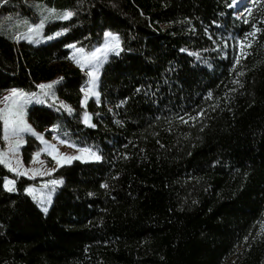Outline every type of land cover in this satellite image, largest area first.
I'll return each mask as SVG.
<instances>
[{
  "label": "trees",
  "instance_id": "16d2710c",
  "mask_svg": "<svg viewBox=\"0 0 264 264\" xmlns=\"http://www.w3.org/2000/svg\"><path fill=\"white\" fill-rule=\"evenodd\" d=\"M32 1L76 12L46 23L44 36L69 31L37 44L11 39L20 31L3 17L31 16ZM231 3H0V95L63 77L55 95L72 114L35 104L26 118L102 157L57 168L64 182L47 213L25 191L31 180L0 164V264H264V0L251 1V16ZM252 24L261 31L240 56ZM105 31L123 50L101 68L99 102L83 107L86 75L66 45L91 50ZM37 147L27 137L24 160Z\"/></svg>",
  "mask_w": 264,
  "mask_h": 264
},
{
  "label": "snow or ice",
  "instance_id": "6c2138e0",
  "mask_svg": "<svg viewBox=\"0 0 264 264\" xmlns=\"http://www.w3.org/2000/svg\"><path fill=\"white\" fill-rule=\"evenodd\" d=\"M7 0H0V3H6ZM255 3L256 0H253ZM239 0H232V3L228 5L229 8L237 6ZM39 8V20L36 23H32L31 21L25 19L22 21L24 24L26 31L18 33L11 37V39L16 42H20L22 40H26L30 43L38 42L35 38L39 37L41 31L45 28L46 23L52 20H60V21H69L73 16L76 15V12L70 9H65L63 11L57 10L55 8H48L46 6H37ZM246 12L249 16H251L252 9H246ZM249 21L247 19L244 20V23L247 24ZM253 31L247 33L245 35L244 40L238 41L240 45V56L245 55L244 48L248 37H253L257 35L261 29L257 28L255 24L251 25ZM69 31V29L65 28L60 32H56L54 36H48L47 39L51 40L55 37H59ZM211 39V37H209ZM121 37L118 33H113L111 31L104 32V41L99 46H94L91 50H88L84 47H79L78 44H68L67 48L73 49V54L68 57L73 60V62L81 69L82 72L88 77L85 81V85L80 88L81 93L84 94V99L81 100V105H85L89 96L97 97V101L99 102L100 93L96 90L98 86V82L100 79V69L103 65L108 61L109 54L114 53L115 55H119L123 50L121 46ZM250 47V43L247 44ZM181 51H184L183 49ZM236 64L240 63V57L238 56ZM235 66V65H234ZM239 75H243V73H239ZM63 77L58 78L57 80H53L49 83H41L36 85V88L39 90L37 92H26L24 89L20 88H12L8 91L6 95L0 97V139H2L7 144L6 150H0V164H3L5 167L9 169V171L16 173L17 175H27L29 171L33 173L32 178L35 176H51L53 172L57 169L53 168L47 172L40 171L39 169H26L24 172L19 170V166L22 165V161L16 157V153L19 152L22 145L25 143L24 136L25 134H31L35 136L45 147L41 150V152H37L33 155V162H36L38 157L46 152L47 155L51 156L53 160L56 161L58 167L63 166L64 164H70L73 160H85V161H100L102 157L91 148H80L79 151L84 154L80 156H67L59 153V150L56 145L48 143L44 140L43 134L36 133L32 126L27 122V113L29 105L35 104H45L49 100H51V104L49 107L55 106L59 103L60 108L66 110L69 115L72 114V108L65 104L63 101H59L58 97L55 95V88L57 85L61 84L63 81ZM238 83V81H236ZM139 91V89H137ZM211 95V94H210ZM123 104V101L121 102ZM59 110V109H58ZM199 115H203V112L199 113ZM192 119H196V117H192ZM182 122L187 123V121L183 120ZM82 122L89 127H95V124L91 122V114L87 111L83 113ZM117 123H120L117 121ZM52 131L57 130V126H53ZM54 139L59 140L60 144H68L69 147H75V144H69L67 140H62L59 136H55ZM16 160V165L13 166L12 160ZM41 163H43L41 161ZM63 179H51L45 182L42 185V190L39 191L37 195V190L29 187L26 188L25 191L33 197V199H38V203L41 206V209L44 213L48 212V207L45 205L51 204V194L56 191L57 187L63 184ZM15 181L7 180L5 181L4 187L8 191H15L14 187ZM12 185V186H10ZM102 187L107 188V184L102 185ZM47 190V191H44ZM92 195V193H89ZM247 239V237L245 238Z\"/></svg>",
  "mask_w": 264,
  "mask_h": 264
},
{
  "label": "rangeland",
  "instance_id": "374dc122",
  "mask_svg": "<svg viewBox=\"0 0 264 264\" xmlns=\"http://www.w3.org/2000/svg\"><path fill=\"white\" fill-rule=\"evenodd\" d=\"M251 1H252V0H239L238 5L234 7V10H235V11H234V14H235L236 16H238V17L241 16V14H243V12H244L246 9H248V8L251 7V5H250V4H251ZM30 4H32V5H33V4H36V5H35V8H34V12L31 14V16H28V15H26V14H22V18H20V19H16V18H14V19L12 20V23H11L10 21L7 20V17H9V16H4V17H3V20H6V21H5V24H6L7 26H10V27H12V26L17 27L16 29H18V31H20L19 33H21V32H25V31H26V28H25L24 24L22 23L23 20L27 19V20L30 21L31 19H34V18H35V21H34V22L31 21V22H32V23H36V22H38V20H39V15H38V13H39V8H38L37 6H44V5H41L42 3H41L40 1H32V2H30ZM48 8H49V7H48ZM55 9L60 10V11H63V10H65L66 8H55ZM57 32H60V31H57ZM55 33H56V32H55ZM55 33H54V34H55ZM54 34L49 35V36H54ZM46 37H48V36H44V35H43V30H42L40 36L35 38L38 42H34V43L37 44V43H44V42L50 41V40L47 39ZM103 41H104V33H103ZM102 43H103V42H102ZM70 51H71V55H72L73 52H74V50H73V49H70ZM100 74H101V69H100ZM58 78H60V77L57 75V76H56L55 78H53L52 80H50V81H45V82H43V83H49V82H51V81H53V80H57ZM87 79H88V77L86 76L85 81H86ZM84 85H85V83H84ZM13 88H16V87H13ZM10 89H12V88L6 89V90L0 95V97H3L4 95H6ZM20 89H21V88H20ZM24 90H25V89H24ZM96 90L98 91V86H97V89H96ZM25 91H26V92H30V91H28V90H25ZM33 92H37V93H39V90L37 89L36 91H33ZM98 92H99V91H98ZM84 98H85V97H84V94L82 93V100H83ZM90 98L97 99V97H95V96H89V98L87 99V101H88ZM87 101H86V103H87ZM49 104H51V100H49L47 103H45V105H49ZM65 104H66V103H65ZM32 105H35V103L29 105V107H31ZM38 105H40V104H38ZM67 105H68V104H67ZM82 106L85 107L86 104H85V105H82ZM54 107L57 108V109H59V110H64V109L60 108L59 103H57ZM65 111H66V110H65ZM66 112H67V111H66ZM84 112H85V110L83 111V113H84ZM26 119H27V118H26ZM27 122L29 123L28 120H27ZM29 124H30V123H29ZM30 125H31V124H30ZM31 126H32V125H31ZM32 128L35 130L36 133L43 134V136H44V140H46L48 143L56 145L57 148H58V150H59V153H60V154L67 155V156H80V155H84V154H82V153L79 151V149H80V148H88V147H76V146H75V147H69L68 144H60V143H59V140L54 139L55 136H59V138L62 139V140H67V141L69 142V144H72V140H71V138L69 137V135H67L66 133L59 132L58 130H56V131H52L51 129L53 128V126L50 127V128L44 129V130H38V129H35L33 126H32ZM27 137H32V138H34L35 141H36L37 144H38V147H37V149H35V150L31 153V156H30V159H29V160H24L21 148L26 144V139H27ZM24 140H25V143L22 145V147L20 148L19 152L16 153V157L19 158V159L22 161V165L19 166V170H20L21 172H24L26 169H39L40 171L47 172V171H49V170H51V169H53V168H55V169L58 168V166H57V164H56V161L53 160V159L51 158V156L47 155L46 152L42 153V154L38 157V159H37L36 162H33V155H34L35 153H37V152H41V150L45 147V145L42 144L38 139H36L35 136H32L31 134H25V136H24ZM6 148H7V144H6V142H4V141L1 139V142H0V150H6ZM92 150L95 151V152H97V151L94 150V149H92ZM97 153H98V152H97ZM98 154H99V153H98ZM41 161H42L43 163H41ZM81 161H85V160H81ZM89 161H90V160H89ZM12 164H13L14 167L17 166V165H16V160H15V159L12 160ZM12 173H14V172H12ZM14 174H16V173H14ZM16 175H17V174H16ZM17 176H18V177L23 176V177H25V178H27V179H30L31 182L28 183V184L25 186V189H26V188H29V187H32V188L36 189V190H37V195H38L39 191L42 190V185H43L45 182H47L48 180H51V179H59V178H57V177L54 175V172L52 173L51 176H46V175H45V176H40V175H37V176H35L34 179L32 178L33 173H32L31 171H29L27 175H17ZM6 179H7V180H12V179L9 178V177H5L4 180H3V185L5 184ZM10 186H12V185H10ZM44 191H47V190H44ZM54 194H55V192H53V193L51 194V199H53V195H54ZM30 197L33 199V197H32L31 195H30ZM33 201H34V202L37 204V206L41 209V206H40L39 203H38V199H33ZM45 206H46V207H49L50 204H47V205H45ZM41 210H42V209H41Z\"/></svg>",
  "mask_w": 264,
  "mask_h": 264
}]
</instances>
